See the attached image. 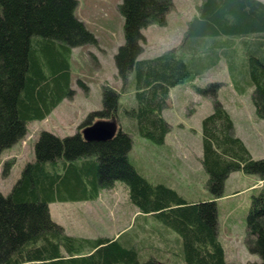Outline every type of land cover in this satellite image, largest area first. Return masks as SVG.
I'll return each mask as SVG.
<instances>
[{"label":"trees","instance_id":"16d2710c","mask_svg":"<svg viewBox=\"0 0 264 264\" xmlns=\"http://www.w3.org/2000/svg\"><path fill=\"white\" fill-rule=\"evenodd\" d=\"M76 4V0H0V155L26 135L28 124L44 120L73 95L72 50L95 42L74 15ZM172 7V0H123L118 6L124 43L114 60L118 77L126 81L130 72L134 75V104L125 111L131 131L165 145L170 125L163 110L169 107V89L193 81L221 57L239 91L253 87L254 112L264 120V2L200 0L180 44L138 59L142 30L164 26ZM78 85L87 90L80 80ZM101 87L103 108L88 113L71 136L39 132L33 160L24 165L9 193H0V264H239L225 261L217 238L215 199L235 171L264 180V158L253 159L234 134L233 119L216 98L219 84L194 86L212 100L211 113L201 121V165L212 198L199 202H188L163 181L152 182L139 173L128 156L131 138L120 127L109 140H83V127L118 118V94L107 85ZM170 155L169 160L178 163ZM137 162L143 167L144 162ZM118 181L126 186L128 201L139 215L154 217L178 235L181 257L173 254L177 245L164 238L167 243L156 246L168 254L140 261L136 236L129 238L123 232L115 238L75 237L50 219L48 204L93 201ZM139 240L143 247L152 246L147 238ZM245 246L260 259L245 264H264V189L250 197Z\"/></svg>","mask_w":264,"mask_h":264},{"label":"rangeland","instance_id":"374dc122","mask_svg":"<svg viewBox=\"0 0 264 264\" xmlns=\"http://www.w3.org/2000/svg\"><path fill=\"white\" fill-rule=\"evenodd\" d=\"M122 1L76 0L74 15L93 35L95 42L72 50L69 70L73 95L64 99L47 119L28 124L26 135L0 155V193L3 196L9 193L24 165L33 160V146L39 132L47 131L57 137L71 136L88 113L103 108L102 85H107L118 94L116 122L131 138L128 156L139 173L152 182L163 181L188 202L209 201L212 198L205 185L208 176L201 165V121L211 113L212 100L198 94L194 86L205 88L211 83L219 84L216 98L235 121L237 133L251 157L264 158V120L255 115L253 87H244L239 91L223 57L193 81L169 89V107L163 110L164 119L170 125L165 145L158 146L131 131L125 111L134 104V75L130 72L126 81L118 77L114 60L119 46L124 43L123 17L118 10ZM199 1L172 0L173 7L165 16V25H149L142 30L144 40L139 42L142 51L138 59L154 57L180 44L187 21ZM239 44L236 38L234 46L237 50ZM233 72L236 73V70ZM78 80L87 86L86 91L78 85ZM168 154L175 157L178 163H172L166 156ZM137 161L144 162L143 167ZM258 180L257 175L235 171L225 180L222 195L215 199L217 238L228 263H258L260 260L245 246L250 197L264 189V181L259 186L248 187ZM48 211L50 219L70 236L115 238L123 232L129 238L136 236L135 246L139 250L140 261L156 258L154 255L161 253L168 254L160 251L156 244L163 247L170 240L177 245L174 256L181 257L178 235L154 217L139 215L128 201L126 186L119 181L93 201L53 202L48 204ZM143 238H147L152 246L143 247L139 243V239ZM143 251L146 255L142 256Z\"/></svg>","mask_w":264,"mask_h":264},{"label":"water","instance_id":"95a60500","mask_svg":"<svg viewBox=\"0 0 264 264\" xmlns=\"http://www.w3.org/2000/svg\"><path fill=\"white\" fill-rule=\"evenodd\" d=\"M119 131L115 121L97 120L83 127L81 137L87 142H102L111 139Z\"/></svg>","mask_w":264,"mask_h":264},{"label":"crops","instance_id":"0c3cea01","mask_svg":"<svg viewBox=\"0 0 264 264\" xmlns=\"http://www.w3.org/2000/svg\"><path fill=\"white\" fill-rule=\"evenodd\" d=\"M51 113H52V112H51ZM51 113H50V114H51ZM50 114H49V115H50ZM49 115H48V116H49ZM48 116H47L45 119H47ZM45 119H44V120H45ZM232 119H233V118H232ZM233 124H234V134H235L237 137H239V138L241 139V137H240V136L238 135V133H237V128H236V125H235V121H234V120H233ZM241 140H242V139H241ZM229 176H230V175H229ZM263 181H264V180H260V179H259V180L257 181V183H255V184L249 186L248 188H252V187L259 186V185L261 184V182H263ZM243 190H246V189H243ZM243 190H242V191H243ZM238 192H240V191H235V193H238Z\"/></svg>","mask_w":264,"mask_h":264}]
</instances>
